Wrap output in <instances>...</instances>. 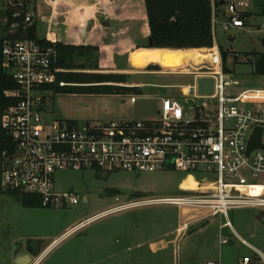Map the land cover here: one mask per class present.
<instances>
[{"label": "built area", "instance_id": "obj_1", "mask_svg": "<svg viewBox=\"0 0 264 264\" xmlns=\"http://www.w3.org/2000/svg\"><path fill=\"white\" fill-rule=\"evenodd\" d=\"M18 1V0H17ZM222 1L224 30L245 26V13L251 0H212V24L215 31L218 7ZM17 12L15 16H19ZM33 10L26 12L25 25L34 22ZM18 23L12 25L16 28ZM261 29L264 31V25ZM213 62L181 66L176 70L193 76L192 85H171L180 93L161 98L158 118L148 120L46 119L49 98L46 86L57 82L52 69V49L35 40L5 41L3 67L13 75L18 89L11 92L17 104L1 115L0 124L12 138L15 148L0 159V188L4 193L38 194L45 208H63L79 204L73 191L56 189L55 175L65 170L128 171L131 173L176 170L191 176L196 189H183L176 197L145 198L121 202L86 218L71 228L74 232L96 218L134 206L165 203L198 211L204 217L224 216L220 226V246L230 239L222 229L230 227L250 253L238 264H264V251L234 231L228 214L240 207L264 212V88H248L238 94L227 93L236 85L224 70L219 47L207 49ZM214 79V92L201 93L199 78ZM67 83L59 81L60 86ZM216 100L215 108L197 106L191 94ZM178 97H185L194 109L187 114ZM136 97L131 96V101ZM261 129L263 147L247 154L252 136ZM254 189L257 191L254 192ZM119 200V197L116 198ZM190 224H182L185 229ZM207 264H224L220 256Z\"/></svg>", "mask_w": 264, "mask_h": 264}, {"label": "rangeland", "instance_id": "obj_2", "mask_svg": "<svg viewBox=\"0 0 264 264\" xmlns=\"http://www.w3.org/2000/svg\"><path fill=\"white\" fill-rule=\"evenodd\" d=\"M6 9L7 0H0V37L6 35ZM248 11L252 16L243 29L226 31L218 23L214 32L219 48L227 53L229 80L237 82L227 89L231 94L248 88H264V74L257 71L256 63L264 54V31L259 29L264 25V0H251ZM185 51L177 53L175 61H179ZM104 60L107 54L99 52L91 58L78 57L76 62L93 66V62L98 61L100 69L94 71L109 73L102 66ZM132 61L139 65V52L132 54ZM190 62L199 65L186 61L175 66L173 62L171 68L189 67ZM127 81L126 84L145 85L125 94L44 92L49 98L45 117L79 122L155 119L161 98L180 91V88L163 85H192L193 76L137 72L130 74ZM194 95L198 93L190 95L197 106H217L216 100ZM131 96H135L137 102H132ZM178 98L187 114L192 115L194 109L188 98ZM55 184L59 191L79 195V204L63 208L24 207L18 196L4 193L0 188V264L15 263L12 256L15 243L26 246L31 240L38 241L44 251L68 229L66 226H74L121 202L176 197L182 194L180 186L197 188L191 176L186 177L176 170L141 173L65 170L56 173ZM228 219L237 234L264 251V212L251 207L234 208L229 211ZM186 221L190 224L180 232L179 227ZM226 221L221 215L204 217L198 211L173 204H144L99 217L34 258L39 257L38 264H207L219 256L220 226ZM222 234L230 239L229 244L221 246L224 264H234L240 256L250 253L230 227L222 229ZM104 237L105 244L107 240L110 242L106 252L98 247L99 238ZM92 240L97 242L95 250Z\"/></svg>", "mask_w": 264, "mask_h": 264}, {"label": "trees", "instance_id": "obj_3", "mask_svg": "<svg viewBox=\"0 0 264 264\" xmlns=\"http://www.w3.org/2000/svg\"><path fill=\"white\" fill-rule=\"evenodd\" d=\"M149 28V43L147 49L139 52V65L155 61L165 68H171L176 60V55L183 50L185 52L204 53L215 45V35L212 24V0H144ZM30 0H11L6 9V35L0 37V118L9 107L17 104L18 98L10 93L18 89L17 81L13 75L3 67V48L5 41L35 40L42 46L52 49V69L56 71L57 82L46 88L56 94L60 93H91V94H125L136 88L120 85L125 83L127 76L121 73H105L98 70L99 62H93V66L85 63L78 64V57H94L100 52V47L93 44H72L62 41H52L38 36L35 21L27 26L24 23L26 12L29 9ZM221 1L216 3L218 9ZM19 12V16L15 14ZM245 17L250 13H245ZM18 23L16 28L12 25ZM98 33V32H97ZM117 52H123L122 48H114ZM224 70L229 72L226 66L227 53L221 48ZM184 53V52H183ZM110 62V61H109ZM213 62L211 55L204 56L201 63ZM257 71L264 74V54L257 58ZM111 69L113 63H108ZM149 69H159V65H150ZM59 81L67 84L59 85ZM15 144L12 138L0 124V157L6 152H12ZM24 207H42L38 194H18Z\"/></svg>", "mask_w": 264, "mask_h": 264}, {"label": "crops", "instance_id": "obj_4", "mask_svg": "<svg viewBox=\"0 0 264 264\" xmlns=\"http://www.w3.org/2000/svg\"><path fill=\"white\" fill-rule=\"evenodd\" d=\"M10 1L11 0H7V4ZM28 7L34 12L38 36L52 41H62L72 44L84 43L99 46L100 52L107 54V60L102 62V66L106 69L104 70L109 73H121L125 74L127 77L137 72L181 74L176 72L181 66L177 68H165L155 61H149L140 65L132 61L133 53L147 49H157L145 47L149 43L150 33L144 0H30ZM218 11V22L220 21L219 24H222L225 19L224 7L221 5ZM221 12H223V15ZM248 13H250V15L245 17V26L252 16L250 11ZM244 27L234 29H243ZM215 46L219 47L216 41ZM114 48H122L123 52H117ZM209 54V52L200 53V55L204 56H208ZM109 61L113 63L114 69L108 66V63H110ZM150 65H159V69L151 70L149 69ZM126 83H128L127 79L125 84H119L136 89L145 85L144 83ZM168 86L171 85H163V87ZM178 93H180V91L177 93L173 92L171 95H176ZM137 100L138 99L134 102H137ZM74 226H66V229H68L65 230L59 239L53 241L50 245L56 244L62 238L67 237L70 234L68 231ZM179 230L180 232L184 230L182 229V225L179 227ZM104 239L105 237L99 238L98 247L100 250L103 249V252H106L110 242L107 240V244H105L103 242ZM31 241L28 243L35 245L39 254L42 252L38 256H42L50 246L49 245L44 251H41L39 242L34 240ZM90 242L93 243L95 250L97 245L96 240ZM19 244L20 243H15L12 256L18 251L17 247ZM221 246L219 244L220 253ZM24 248H26V246H24ZM247 248L249 249V247ZM240 257L234 264H238ZM33 262V264H38L39 257L34 258Z\"/></svg>", "mask_w": 264, "mask_h": 264}, {"label": "water", "instance_id": "obj_5", "mask_svg": "<svg viewBox=\"0 0 264 264\" xmlns=\"http://www.w3.org/2000/svg\"><path fill=\"white\" fill-rule=\"evenodd\" d=\"M261 29V26H259ZM200 92L201 93H213L214 92V79L210 77H201L199 78ZM261 129L257 128L254 135L252 136L247 154L251 152L252 149L257 147H263V144L260 139ZM18 251L14 255V262L16 264H32L35 256H38L39 251H35L29 247V243L24 248L23 243H20L17 247Z\"/></svg>", "mask_w": 264, "mask_h": 264}, {"label": "bare ground", "instance_id": "obj_6", "mask_svg": "<svg viewBox=\"0 0 264 264\" xmlns=\"http://www.w3.org/2000/svg\"><path fill=\"white\" fill-rule=\"evenodd\" d=\"M211 55V54H210ZM212 57V56H211ZM204 59V55H200L197 53H193V52H184L179 56V61H174V65L178 66V63L180 62V64H184L186 61H194L196 63H201ZM179 64V65H180ZM197 184V183H196ZM257 190L254 189V192H256ZM33 264V263H32Z\"/></svg>", "mask_w": 264, "mask_h": 264}, {"label": "flooded vegetation", "instance_id": "obj_7", "mask_svg": "<svg viewBox=\"0 0 264 264\" xmlns=\"http://www.w3.org/2000/svg\"><path fill=\"white\" fill-rule=\"evenodd\" d=\"M29 247H31V249H33V250L37 251V250H36V249H37V247H36L35 245H31V244H29Z\"/></svg>", "mask_w": 264, "mask_h": 264}]
</instances>
